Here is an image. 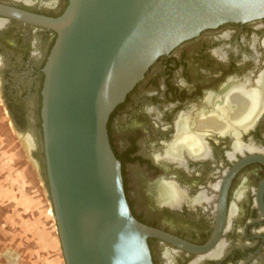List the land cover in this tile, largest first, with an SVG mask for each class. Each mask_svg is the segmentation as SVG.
<instances>
[{
	"label": "flooded vegetation",
	"instance_id": "1",
	"mask_svg": "<svg viewBox=\"0 0 264 264\" xmlns=\"http://www.w3.org/2000/svg\"><path fill=\"white\" fill-rule=\"evenodd\" d=\"M68 3L0 0L54 17ZM55 39L0 16L1 93L18 129L32 124L34 102L42 130L43 67ZM249 93L260 96L252 118L238 97ZM208 117L219 121L201 126ZM180 130L198 147L180 143ZM108 134L135 217L199 248L149 237L154 264H264V16L204 29L159 56L111 113ZM42 152L48 185L43 142ZM164 182L178 200L158 198Z\"/></svg>",
	"mask_w": 264,
	"mask_h": 264
},
{
	"label": "water",
	"instance_id": "2",
	"mask_svg": "<svg viewBox=\"0 0 264 264\" xmlns=\"http://www.w3.org/2000/svg\"><path fill=\"white\" fill-rule=\"evenodd\" d=\"M0 9L56 33L41 118L65 264H154L149 237L184 246L133 214L108 120L159 56L204 29L263 17L264 0H69L56 17Z\"/></svg>",
	"mask_w": 264,
	"mask_h": 264
},
{
	"label": "rangeland",
	"instance_id": "3",
	"mask_svg": "<svg viewBox=\"0 0 264 264\" xmlns=\"http://www.w3.org/2000/svg\"><path fill=\"white\" fill-rule=\"evenodd\" d=\"M33 105L34 102H31L32 124L18 129L4 102L0 81V189H15V193L29 194L39 200L42 204H37V207H40L46 223L58 235L49 189L45 180L41 121L38 110ZM27 140H31V145L28 146ZM41 161L42 164H40ZM7 205L3 204L0 198V264L9 262L6 252L12 249V246L18 248L19 242H21L19 246L22 251L28 254L23 257V260L18 257L14 258L13 264H40L39 256L31 253L32 248L35 247L33 240L28 235L19 233L17 228L14 229L7 222L6 214L10 209ZM16 229L17 232H15ZM59 254L62 256L61 251ZM62 264H64V259Z\"/></svg>",
	"mask_w": 264,
	"mask_h": 264
},
{
	"label": "crops",
	"instance_id": "4",
	"mask_svg": "<svg viewBox=\"0 0 264 264\" xmlns=\"http://www.w3.org/2000/svg\"><path fill=\"white\" fill-rule=\"evenodd\" d=\"M15 192V189H0V198L3 204H8L7 206L10 207L6 214L7 222L14 229L17 228L19 233L28 235L33 240L35 247L30 250L34 256H39L40 264H62L64 256L60 239L46 223L40 207H37L40 201L29 194ZM10 204L12 205L10 206ZM17 229L15 232L18 231ZM19 245H21V242H19ZM19 245L18 248L12 246V249L6 252L7 258L18 257L23 260V257L28 253L22 251ZM60 251L62 256L59 254Z\"/></svg>",
	"mask_w": 264,
	"mask_h": 264
},
{
	"label": "bare ground",
	"instance_id": "5",
	"mask_svg": "<svg viewBox=\"0 0 264 264\" xmlns=\"http://www.w3.org/2000/svg\"><path fill=\"white\" fill-rule=\"evenodd\" d=\"M2 12H11L10 10H5V9H0ZM8 18V17H7ZM239 97V99L240 100H243L244 101V109L243 110H245V111H243L244 113L246 112L247 113V116H249V117H251L250 115L251 114H253L254 112H253V110L256 108V106L258 105L259 106V104L258 103H260V96H258L257 94H252V93H249V94H247V95H239L238 96ZM261 97H263V96H261ZM234 99V98H233ZM262 99V98H261ZM240 104H243L241 101H240ZM235 107V106H234ZM233 107V108H234ZM233 108H232V110H233ZM235 109V108H234ZM258 110V109H257ZM255 111V110H254ZM253 112V113H252ZM243 113V114H244ZM225 114V113H224ZM235 115V114H234ZM246 114H244V116H245ZM252 118V117H251ZM212 121H215V122H218L219 120H212V119H210L209 117L208 118H206V119H204V121L203 122H200V124H201V126H205V127H209L210 125H212L213 124V122ZM220 123H221V121H220ZM180 128H181V130L183 129L184 130V128H185V124H180ZM180 130V131H181ZM183 132H185V131H183ZM183 132L181 131V133L183 134ZM187 134H190V133H188L187 132ZM181 135V134H180ZM178 141V140H177ZM179 142L180 143H183V144H188V146L190 145L191 146V148H196V147H198V140L197 139H195V137L193 138V137H191V136H187L186 135V133H185V135L183 134V136H182V139L180 138L179 139ZM176 143V142H175ZM32 146H33V140H32ZM171 146H173V145H171ZM185 147V146H184ZM172 148V147H171ZM192 149V150H193ZM187 150H188V148H187ZM191 150V151H192ZM178 151H180V150H178ZM182 151V150H181ZM189 151V150H188ZM173 153V152H172ZM176 153V152H175ZM181 154V153H180ZM180 154H178V156L180 155ZM171 157V156H170ZM169 182H167V183H161V184H159V187H158V198L161 200V201H168V202H174L175 200H178V198H180L181 197V193L177 190V187H175L174 186V184H172L171 182V184L169 183ZM181 244H183V245H186V247L187 248H189L190 250H193V249H195L196 247H194L193 249H192V246L191 245H188V244H186V243H181ZM189 246V247H188ZM196 249H199V248H196Z\"/></svg>",
	"mask_w": 264,
	"mask_h": 264
}]
</instances>
